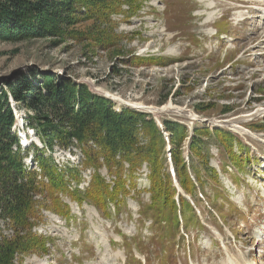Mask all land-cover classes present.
<instances>
[{
  "label": "rangeland",
  "instance_id": "1",
  "mask_svg": "<svg viewBox=\"0 0 264 264\" xmlns=\"http://www.w3.org/2000/svg\"><path fill=\"white\" fill-rule=\"evenodd\" d=\"M239 2L242 1L146 0L138 14L128 20L123 13L113 14L111 20L118 23L114 31L121 36L124 50V54L119 56L99 50L90 60L76 43L70 48L63 45L51 47L46 39L17 44L0 42V52H3L0 54V84L4 79H15L21 74L30 76L32 70L39 76L54 74L70 77L85 81L93 90L106 92L113 97L115 95L120 98L116 99L117 103L129 105L138 111L141 108L135 105L140 103L144 107L142 109L172 103L212 121L193 120L190 115H181L171 110L150 113L154 118L162 120L170 117L190 124L209 123V126L228 130L223 123L215 124V120L225 121L264 106V28L256 32L260 23L258 17L245 23L240 20V15L247 12L248 5L263 6L264 1L247 0L243 6H239ZM127 7V4L122 5L124 9ZM211 11L215 13L213 19L210 23H204ZM212 26L217 27L218 32L214 33ZM223 32L227 35H223ZM14 48L19 51L13 53ZM131 56L162 57L165 62L152 65L126 63L125 60ZM15 102L10 99L11 110L16 118L15 132L17 136L19 132L22 135L24 132L29 140L26 148H23L26 165L29 169L32 167L36 170L37 178L46 183L48 178L41 174L39 163H35L37 151L33 146L40 149L44 147L36 139V130L27 126V111L22 106L18 107ZM114 103L113 109L120 112L123 106L119 108ZM197 106L200 109L197 110ZM224 106H229L231 110L223 112ZM239 124L254 130L248 132L256 133L260 140L252 133L243 134L247 140L241 136L246 143H250L247 149L250 151L245 153L241 147H237V155H243V158L247 156L249 161L243 160L244 166L241 169L229 167V173L218 177L224 190H216L218 183L215 181V186H211L208 181L201 193L197 190L196 210L201 211L200 217L203 215L208 223L216 225L220 222L215 212L218 211L223 220L234 229L241 239L239 241L247 244L241 249L242 252L255 248L250 253L251 259L253 256L257 257L256 264H261L264 243L258 242H263L258 231L264 228V113L257 114V117L249 116L240 120ZM254 124H260L261 129ZM29 128L35 135H28L31 131ZM233 133L239 136L238 132ZM140 137L146 141L143 136ZM72 145L64 148L56 144L53 150H46L44 154L57 166L58 172H64L70 192L76 186L83 192L94 168L85 165V154L78 146ZM217 148L213 142L209 143L211 166L217 165ZM168 156L167 150V168L170 172ZM220 159L222 166L230 163L222 158V154ZM197 169L202 175H207L204 166L199 165ZM68 171L78 172L80 183L76 184L71 180ZM100 172L107 179H112L105 166ZM225 179L226 182L229 181V187ZM147 186L148 180L145 174H141L137 188L131 190L130 195L125 198L126 202L121 203L119 208L111 205L107 217L97 210L90 212L87 206L92 207L91 204H80L69 194L63 193L59 196L61 201L69 205L70 215H60L44 206L48 204L54 207L52 200L46 197V191L41 189L34 195L40 218L33 225L32 232L47 239L48 251L17 256V264H137L136 253H145L149 246L154 248L151 255L155 259L154 264H180L194 257L200 263L222 264L219 261L224 250H220L212 241L215 234L200 225L195 210V213L190 211L189 214H184L187 220L179 223V231L174 228L172 234L168 235L166 228H170L173 223L157 218L156 211L149 209L152 201ZM215 190L217 195L213 197ZM49 213L53 214L52 218L48 216ZM0 221L3 224L2 232L12 237L15 229L8 226L9 220ZM182 227L188 230L187 236L180 233ZM169 240L173 243L169 244ZM230 245L235 255L240 254L239 244ZM160 247L166 253L161 254L158 250ZM120 251L123 255L118 257L116 254ZM166 255L168 258L164 257ZM251 263L253 264L252 261Z\"/></svg>",
  "mask_w": 264,
  "mask_h": 264
},
{
  "label": "trees",
  "instance_id": "2",
  "mask_svg": "<svg viewBox=\"0 0 264 264\" xmlns=\"http://www.w3.org/2000/svg\"><path fill=\"white\" fill-rule=\"evenodd\" d=\"M144 1L0 0V42L17 44L46 39L51 47L63 45L66 48L76 43L90 60L99 50L108 51L112 56L123 55L121 36L114 31L118 23L113 22L111 16L123 13L128 20L138 14ZM123 4L128 5L127 9L122 8ZM18 51V48L12 50L13 53ZM125 62L152 65L165 61L156 56H131ZM30 74L4 79L0 84V220L8 219V226L15 229L14 235L8 237L2 232L0 221V264H17V256L48 251L47 239L32 232L40 218L34 195L41 189L54 205L44 206L60 215H70L69 205L59 196L63 193L80 204L88 201L107 217L111 205L119 208L136 188V172L146 162L150 170L152 201L149 209L156 211L157 218L173 223L172 229H178L176 189L167 168L168 145L176 178L193 197L198 189L204 190L208 181L211 186H215L213 181L218 183L216 190H224L216 169L210 165V142L239 169L244 165L243 160L249 161L247 156H238L235 150L238 144L246 153L248 146L236 134L223 128L195 123L190 130L179 119L168 117L161 120L163 128H160L148 113L128 108H122L120 112L114 110V103L109 98L93 92L85 82L54 74L39 76L34 70ZM9 95L18 107L27 111V124L36 130L43 144L42 149L33 147L37 151L35 160L41 167V174L48 178L46 183L37 178L36 170L28 171L25 167L22 147L13 130L16 118ZM229 110V106L222 109L223 112ZM56 144L64 148L72 144L78 146L86 156L85 165L94 168L90 185L83 192L77 186L70 192L64 172H58L57 166L45 156L44 152L53 150ZM199 165L204 166L207 175L198 171ZM103 166L115 176L113 185L101 175L99 170ZM223 170L227 171L225 167ZM68 172L71 180L78 184L81 180L78 172ZM180 204L182 212L193 211L182 195ZM171 228L168 230L172 231Z\"/></svg>",
  "mask_w": 264,
  "mask_h": 264
},
{
  "label": "bare ground",
  "instance_id": "3",
  "mask_svg": "<svg viewBox=\"0 0 264 264\" xmlns=\"http://www.w3.org/2000/svg\"><path fill=\"white\" fill-rule=\"evenodd\" d=\"M259 9H261V10H263V8H259ZM205 11V10H204ZM201 12V11H200ZM259 13H260V15H259ZM213 14H215V13H213V11H211V12H209L208 13V16L206 17V20L204 21V23H208L210 20H212V18H213ZM246 14H248V15H252L251 16V18H253V17H258L259 19H260V24L261 23H263V25L262 26H259L258 28H257V30H256V32L258 31V30H261L262 28H264V12L263 13H261V11H257V10H254L253 12H250L249 10H247V12L246 13H242L241 14V16H242V18H241V20L243 21V22H245V21H248L249 20V18H250V16H247ZM258 14V15H257ZM246 15V16H245ZM250 18V19H251ZM225 35H227V34H225ZM262 41V40H261ZM263 41H264V39H263ZM263 41L261 42V43H263ZM263 46H264V44H263ZM170 53V52H169ZM100 90V89H99ZM102 91V90H101ZM114 97H115V99H117V100H119L120 98H118L117 96H115L114 95ZM136 107H138V108H144L143 107V105H141V103L140 104H136L135 105ZM147 108H149L151 111H154V112H160V111H177V113H180L181 115H190V116H192L193 114L188 110V109H186V108H184V107H180V106H177V105H175V104H172V103H166L165 105H163V106H159V107H156V106H154V107H145V109H147ZM260 113H264V106H261V107H258V108H256L255 110H252V112H249L248 114H242V115H239V116H235V117H231V118H228V119H226L225 121H224V123L226 124V125H228L230 128H233L234 130H236V131H238V132H240V133H242V134H244V135H246L245 133H248V134H250V133H252L253 134V136L254 137H256L257 139H259L260 140V138H259V136L256 134V133H253V132H248L249 131V129H247V128H245V127H243V126H241L240 124H239V122H240V120H245L247 117H249V116H252V115H255V114H260ZM257 117V116H256ZM219 120H221V119H217L216 121H219ZM249 136V135H248ZM28 139V138H27ZM262 140V139H261ZM262 141H264V139L262 140ZM26 164H27V162H26ZM27 168H28V166H27ZM32 168V167H31ZM29 169V168H28ZM86 205H88V204H86ZM94 206H92V207H90V206H87V209H89V211L91 212L92 210H97L95 207V209L93 208ZM48 216L50 217V218H52V216H53V214L52 213H49L48 214ZM94 220V219H93ZM94 231V230H93ZM97 241H98V239H97ZM108 242V241H107ZM107 245H109V244H107ZM121 254H122V251H120L119 253H117L116 255L119 257V255L121 256ZM123 255V254H122ZM116 256V257H117ZM227 258L228 259H230V260H232V262H233V264H246L247 263V259L245 260V257L244 256H239V255H235L234 253H232V251H231V249H230V247H228V252H227ZM226 260V259H225ZM97 264V263H96Z\"/></svg>",
  "mask_w": 264,
  "mask_h": 264
}]
</instances>
